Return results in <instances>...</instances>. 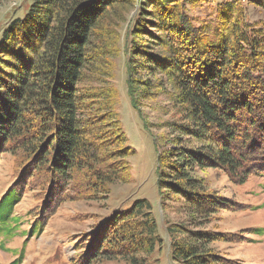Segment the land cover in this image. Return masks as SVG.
Listing matches in <instances>:
<instances>
[{"label":"trees","instance_id":"16d2710c","mask_svg":"<svg viewBox=\"0 0 264 264\" xmlns=\"http://www.w3.org/2000/svg\"><path fill=\"white\" fill-rule=\"evenodd\" d=\"M30 1L23 15L24 2L15 5L0 31V160L9 155L13 166L0 196V238L39 236L64 203L101 201L127 182L136 149L108 84L126 25L131 108L140 115L141 100L163 93L177 115L164 123L167 135L152 137L160 207L175 202L184 217L165 228L167 260L238 264L215 244L246 240V232L211 226L248 206L199 174H223L235 186L264 178V21L249 22L243 0H223L215 21L199 24L187 11L194 0ZM27 197L33 206L17 210ZM152 208L138 199L95 225L74 240L69 264H145L164 244ZM22 260L21 252L9 264Z\"/></svg>","mask_w":264,"mask_h":264},{"label":"rangeland","instance_id":"374dc122","mask_svg":"<svg viewBox=\"0 0 264 264\" xmlns=\"http://www.w3.org/2000/svg\"><path fill=\"white\" fill-rule=\"evenodd\" d=\"M253 1L255 3H253ZM256 4L257 2H259ZM24 2L20 8L22 15L27 11L30 0L3 1L0 5V31L11 13L17 10L15 5ZM223 0H194L187 5L189 16L195 24L203 21L214 22L216 9ZM246 7V17L249 22L264 21V0H243ZM127 17V16H126ZM127 18V22H129ZM120 29L116 57L111 58L112 79L109 85L119 92L118 114L129 144L136 149V154L130 159L127 182H116L110 186L107 198L101 201H75L64 203L44 231L38 236L22 237L16 233L7 240L0 238V264H9L22 252L21 264H69L75 256L73 243L79 241L96 225L107 221L115 212L130 208L138 199H146L152 205V213L157 224V231L164 244L162 250L156 248L146 256L145 264H171L167 260L169 239L165 228L184 220L178 210L177 203L166 201L167 209L160 207L159 195L155 186L154 175L156 154L152 144V137L159 140L167 135L168 128L164 123H171L177 119L172 105L163 93L157 94L148 100L140 101V115L133 110L126 95V58L122 46L124 44L125 27ZM94 86L102 87L103 84ZM88 85V83H86ZM147 125L144 130L143 123ZM12 160L9 155H3L0 160V196L3 195L12 181ZM204 176L211 189L221 196L234 199L248 208L237 213H222V220L211 226L219 232L233 233L236 237L246 232V240L238 237L237 240H228L227 243H217L215 247L229 259L237 260L238 264H264V178H250L245 184L235 186L228 178L216 172L200 173ZM31 197L18 205L17 210H26L33 206ZM16 210V211H17ZM20 229L25 232L28 226L23 224ZM29 235V234H28ZM235 236L232 239H235ZM166 256H164V255ZM97 264H128L122 260L106 261Z\"/></svg>","mask_w":264,"mask_h":264}]
</instances>
